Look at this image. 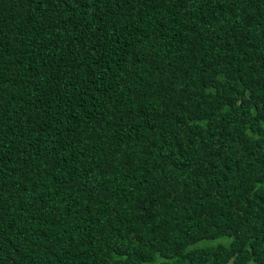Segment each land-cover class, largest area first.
<instances>
[{
	"label": "trees",
	"instance_id": "16d2710c",
	"mask_svg": "<svg viewBox=\"0 0 264 264\" xmlns=\"http://www.w3.org/2000/svg\"><path fill=\"white\" fill-rule=\"evenodd\" d=\"M0 264H264V0H0Z\"/></svg>",
	"mask_w": 264,
	"mask_h": 264
}]
</instances>
